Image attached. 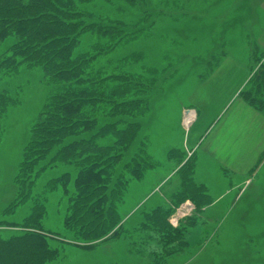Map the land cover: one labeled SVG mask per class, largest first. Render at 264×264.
Instances as JSON below:
<instances>
[{
  "label": "rangeland",
  "instance_id": "rangeland-1",
  "mask_svg": "<svg viewBox=\"0 0 264 264\" xmlns=\"http://www.w3.org/2000/svg\"><path fill=\"white\" fill-rule=\"evenodd\" d=\"M137 1L76 2L92 13L78 19L143 27L98 59L135 77L140 100L126 112L96 110L62 143L87 140L74 152L108 159L104 203L120 234L92 247L101 239L73 232L66 217L81 163L28 151L59 83L39 65H1L15 34L0 40V234L33 230L24 222L41 206L40 226L58 250L44 264H264V0ZM99 39L107 41L83 34L75 52L94 51ZM165 211L185 238L153 227Z\"/></svg>",
  "mask_w": 264,
  "mask_h": 264
},
{
  "label": "trees",
  "instance_id": "trees-1",
  "mask_svg": "<svg viewBox=\"0 0 264 264\" xmlns=\"http://www.w3.org/2000/svg\"><path fill=\"white\" fill-rule=\"evenodd\" d=\"M77 1L89 3L94 0H0V40L10 34L17 35V41L12 45L13 55L2 61L1 65L10 66L13 70H17L19 64L24 62L30 66L39 65L59 83L45 106L43 118L35 126V137L28 151L38 155V159L55 150L53 159L81 163L75 177L76 191L72 196L73 203L66 223L83 238L93 241L101 239L91 245L97 247L102 241L116 238L121 231L119 227L116 228L118 218H115L111 204L108 206L104 203L105 190L108 189L112 173L110 164L100 153L82 155L87 140L85 143H62L66 136L75 133L81 126L93 123L94 120L88 118H92L96 110L110 115L115 112V105L122 106L123 112L128 104L140 100L133 97L138 91L135 77L124 71L117 73L107 65H98V59L101 54L108 55L136 31H143V27L132 32L127 30L130 25L119 19L101 17L90 22L78 19L80 16H91L92 13L80 10ZM123 1L131 4L138 2ZM142 12L141 21L145 22L151 14H148L147 9ZM88 33L99 38L107 37V41L99 39L94 44V51L76 53L75 48L81 36ZM116 77H120L121 81L119 79L116 84L110 83L112 81L109 80ZM103 100L108 101L109 109L97 108L96 103ZM86 105L88 108L85 109L83 106ZM113 125L110 123L105 127L109 130ZM80 144L84 146L83 149L79 153L74 152ZM29 162H34V159ZM41 210L40 206L34 214L26 217L24 227L33 230L9 237L0 234V264H44L56 255L58 250L51 248L48 236L40 226ZM156 216L153 227L161 223L169 228L174 227L168 220L169 211L157 213ZM173 231L174 236L185 238L181 229L175 228ZM159 237L160 244L167 243L165 234L160 233Z\"/></svg>",
  "mask_w": 264,
  "mask_h": 264
},
{
  "label": "bare ground",
  "instance_id": "bare-ground-1",
  "mask_svg": "<svg viewBox=\"0 0 264 264\" xmlns=\"http://www.w3.org/2000/svg\"><path fill=\"white\" fill-rule=\"evenodd\" d=\"M189 118H187V124H189L190 122H191V120H192V117H193V113H188V115H187Z\"/></svg>",
  "mask_w": 264,
  "mask_h": 264
}]
</instances>
